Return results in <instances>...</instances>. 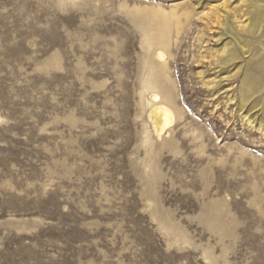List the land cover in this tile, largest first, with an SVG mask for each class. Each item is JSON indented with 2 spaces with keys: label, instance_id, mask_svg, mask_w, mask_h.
Wrapping results in <instances>:
<instances>
[{
  "label": "rangeland",
  "instance_id": "374dc122",
  "mask_svg": "<svg viewBox=\"0 0 264 264\" xmlns=\"http://www.w3.org/2000/svg\"><path fill=\"white\" fill-rule=\"evenodd\" d=\"M239 1L0 0V264H264V40L216 60Z\"/></svg>",
  "mask_w": 264,
  "mask_h": 264
},
{
  "label": "bare ground",
  "instance_id": "6f19581e",
  "mask_svg": "<svg viewBox=\"0 0 264 264\" xmlns=\"http://www.w3.org/2000/svg\"><path fill=\"white\" fill-rule=\"evenodd\" d=\"M245 7H247V10ZM241 8H243L244 15H247L248 21L247 23H237L234 27L232 22H237L240 19L239 13ZM225 9H227L226 6ZM227 10L229 15L227 14L224 20L219 23V27L224 30L223 36L230 38L226 42L223 51L225 54L219 53V55H217L216 60L221 67L235 62L237 59L241 58L242 55H251L255 50L253 43L255 41L262 42L264 40V0H240L239 4ZM218 11L217 9V12ZM235 28H237L238 32ZM159 55L164 57L162 52H160ZM256 68L260 70V74L253 72ZM263 87L264 55L256 61L253 60V57L250 58L243 69V77L240 84V108H246L247 112L256 109L261 101L253 100V97L256 93L261 92ZM151 99L153 105L149 117L156 132L161 136L171 128L176 120L175 112L168 97L164 98L158 92L153 91L151 93Z\"/></svg>",
  "mask_w": 264,
  "mask_h": 264
}]
</instances>
